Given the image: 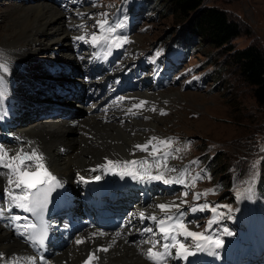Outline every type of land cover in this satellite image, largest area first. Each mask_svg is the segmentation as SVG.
I'll list each match as a JSON object with an SVG mask.
<instances>
[{
	"label": "rangeland",
	"instance_id": "1",
	"mask_svg": "<svg viewBox=\"0 0 264 264\" xmlns=\"http://www.w3.org/2000/svg\"><path fill=\"white\" fill-rule=\"evenodd\" d=\"M30 1L26 3L27 0L26 2L25 0H0V58L13 57L15 53L23 49L32 50L31 56L49 58V52L47 54L37 53L44 52L46 49L61 50V40L58 39L61 34L56 32L52 34L50 44H47L44 38L40 41L46 44V49L30 43L8 54L9 49L5 43L12 44L16 40V37H6L5 32L8 25L15 22L13 19L15 16L11 15L12 8H17L19 11L23 6L29 4L32 6L34 1ZM80 1L79 7H75L78 6L76 0H66L67 4L65 0L52 2L65 8L73 17L84 13L91 26L95 20L102 18L101 13L107 14L110 24H119V17L128 15L132 5H135L136 11H133L126 28H118L115 35L125 37L128 41L124 43L125 51L121 53V59L136 58L138 67L151 74L148 77L144 76L149 86L139 93V96H148V99L143 100L149 102L146 106L148 111L137 114V121L151 123L153 118L154 122L156 121V127L141 126L143 133L140 136L143 140L135 144H142L152 136L161 139L172 138L175 141L173 150L179 148L181 151L179 153L173 151V155L178 158H170V165H174L178 170L188 167L189 181L197 173L205 177L198 180L195 187L186 188L179 184L175 190L166 188V192L174 191L177 194H183L187 191V198L193 199V194L196 192L203 193L215 189L214 194L209 192L207 196H202L200 201H193L195 204H217L219 202L221 206L226 205L233 210L234 202L237 200V205L247 208L251 201L246 192L249 188L241 191V187L248 181L255 183L260 170L264 176V105L260 106L256 103L251 88L243 80L237 65L227 59V54L220 47L210 44L198 45L197 40L192 44L183 43L179 31L188 19L179 20L171 14H166V10L162 9L163 4L166 3L164 0L151 4L146 0ZM204 2L225 9L229 18L237 22L239 34L232 39L235 47L255 44L264 50V0H204ZM72 4L74 6H71ZM85 6L88 11H85ZM62 16L65 18L64 15ZM92 17H97V19L92 20ZM18 44H21V41ZM68 44L70 46L71 43ZM101 46L108 48L105 44ZM65 54H69L67 50ZM215 70H217L216 73L213 72ZM156 84L157 87H155ZM150 91L154 92L156 100L153 99ZM70 106H73L72 102ZM153 108L155 111H152ZM161 111L166 114L161 115ZM131 134L133 135V131ZM205 148H208L209 152L201 154L200 152ZM212 153H216L213 158L210 156ZM199 159L204 163V169L200 166ZM247 159L249 160L248 165L242 173L234 169L219 171L224 162L230 164L231 162L237 163V160L242 162ZM192 160H198L199 163L191 164ZM209 161L217 164V171L213 172L209 169ZM177 174L169 173V175ZM226 174L231 180H236L235 187H232L233 191L231 187L221 189V183L218 182L220 180L226 182ZM261 189L264 191L262 186ZM226 190L228 194L223 196ZM238 192L245 194L238 199ZM187 201L190 202L189 199ZM111 210L115 213L119 211L117 205L112 206ZM197 213V217H203L207 221L212 216L209 211H198ZM221 213H223L222 216L227 217L225 223L233 227L234 231L237 230L233 213L228 209ZM219 220L222 221L221 217ZM204 223L205 221H200V227L204 226ZM218 226H212L211 231L215 232L219 228L227 229L226 225L218 224ZM244 233L245 230L242 231V235ZM229 236L231 235L224 232L219 238L227 239ZM250 248L251 251H255L256 243L253 242ZM233 252L238 254V248L234 247Z\"/></svg>",
	"mask_w": 264,
	"mask_h": 264
},
{
	"label": "bare ground",
	"instance_id": "2",
	"mask_svg": "<svg viewBox=\"0 0 264 264\" xmlns=\"http://www.w3.org/2000/svg\"><path fill=\"white\" fill-rule=\"evenodd\" d=\"M32 1H34L32 6L30 4L23 6L19 11L17 8H12L10 14L15 16L13 17L15 22L9 24L5 32L6 37H16V40L12 44L5 43L9 49L8 54L30 43L46 49V44L40 41L44 38L47 44H50L52 34L56 32L61 34L58 39L61 40L62 48L57 51L46 49L37 53L49 52V58L31 56L32 50L23 49L13 57L4 56L5 59H0L6 62L9 68V71L0 73V89L5 91L4 98L0 100V146L10 153L20 148L35 149L42 153L49 171L60 181L61 186L58 187L60 198L53 204L51 213L53 239L47 244L48 246L40 249L18 234L17 225L29 223L31 219L28 213L19 207L11 206V210H8L10 201L5 191L7 175H0V210H2L0 211V264H29L31 257H36V264H41L39 260L41 255L44 256L47 264H61L62 258H70L73 264V260L85 252L90 244L71 248H68V245L90 227V217L99 214L110 215L108 204L116 201L123 193L133 192L135 186L142 196L152 198L165 185L154 181L136 180L135 182L130 176L121 177L103 169L91 171L105 163L106 158L111 160L144 158V155L140 156L137 153L133 156L131 147L137 141L143 140L140 136L143 133L141 126H155L156 121L154 122L153 118L151 123H143L131 118L121 125L119 121L105 122L94 114H81L83 117L75 122L62 113H55L53 110L56 106L62 109L72 102L71 99L67 102L59 93H62L66 87L76 84L77 77L86 75L84 66L87 55L81 49L85 45L90 46L91 43L75 42V37L82 33L90 34L96 29L91 27L84 13L73 17L65 8L50 0ZM28 2L31 1L27 0L26 3ZM76 3L78 6L75 7L81 5L80 0H76ZM85 8V11H88L86 6ZM94 19L97 17H92V20ZM84 22L89 26L87 29L76 28L77 24ZM20 41L21 44H18ZM66 50L70 56L65 54ZM53 55L62 59V65L57 67L53 65L50 59ZM66 71L67 73L64 74ZM150 94L156 100L154 92ZM110 113L107 109L101 115L110 117ZM0 173L7 174L8 169L0 168ZM80 176L90 182L84 183L80 180ZM95 176H100L101 179L98 181L92 179ZM165 199L166 197H157L155 200L160 203ZM152 213L159 215L160 212L153 209ZM2 215H6L7 219H3ZM13 216L27 217V219L16 221L11 219ZM69 218L74 220L66 224ZM123 226L122 223L115 226L117 232L122 233L125 230ZM96 232L100 231L96 230ZM143 236L145 233L141 234L137 231L134 239L139 240ZM207 257L212 258L213 255L208 254ZM99 264L150 263L138 253L135 245L129 240L118 239L109 251L101 252Z\"/></svg>",
	"mask_w": 264,
	"mask_h": 264
},
{
	"label": "snow or ice",
	"instance_id": "3",
	"mask_svg": "<svg viewBox=\"0 0 264 264\" xmlns=\"http://www.w3.org/2000/svg\"><path fill=\"white\" fill-rule=\"evenodd\" d=\"M100 15L102 18L95 20L91 26L96 29L95 31H92L90 34L79 35L75 39L91 43L93 46L105 44L109 50L113 46L119 48L124 43H127L128 41L125 37L115 35L117 29L124 27V24L112 25L107 19V14L101 13ZM77 27L87 29L89 26L80 24ZM7 71H9L7 63L0 61V73ZM4 96L5 91L0 89V100ZM120 99L123 100L124 98L121 97ZM146 103L147 101L142 100L134 104L132 108H129L127 112L131 115H136L137 113L133 111V108L141 109ZM152 111H155V108ZM165 114L161 111V115ZM174 143L175 141L172 138L149 137L144 143L135 144L131 153L133 156L136 151L147 153L144 158L131 160H111L106 158L105 163L98 165L97 168H93L91 171L103 169L121 177L130 176L133 180L140 182L159 181L165 185L180 184L186 188L195 187L197 181L205 177L201 173H197L189 181L188 176L190 173L188 167L178 170L174 165H170V158H178L173 155V151L175 153L181 151L179 148L173 150ZM190 163L195 165L199 161L192 160ZM0 168L8 169L7 174L0 173V175H7V187L5 191L10 201L9 211L11 210V206H15L25 212L42 214L47 207L51 192L61 186L60 181L57 180L56 176L46 166L43 154L35 149L25 151L24 148H20L14 153H10L3 146H0ZM169 173L178 174L169 175ZM92 179L98 181L101 177L95 176ZM80 180L84 183L90 182L83 176H80ZM209 192L214 194L215 189L207 190L203 193L196 192L193 194V200L200 201L201 197L207 196ZM246 192L247 195L251 196L252 189L249 188ZM244 194L238 192L237 198L239 199ZM183 195L185 199H181L179 202L171 201L155 205L162 215L155 213L146 215L143 211L139 213L142 221L149 220L155 227L145 226L137 229V231L141 234L149 233L152 236L159 237V239H147L142 242L150 245L144 255L151 264H168L172 259L187 261L190 256L203 251H207L210 255H215V250L223 247L224 241L219 236L211 234L212 225L217 223L220 216L223 215L219 211L221 207L228 208L229 212L232 209L226 205H213L211 203H197L190 206L187 211L192 213H196L197 211H209L212 213L211 218L204 227V231H195L189 227L192 222H186L187 211L182 210V206L188 204L186 199L188 192H184ZM11 219L19 221L21 219L26 220L27 217L13 216ZM196 227L199 228L200 225H196ZM17 229L18 234L25 237L33 246L40 249L45 247L48 238V225L42 223L38 226L34 223H25L17 225ZM19 229H23V231H19ZM224 232L227 235L232 234L227 229H224ZM103 235H105L103 232H94L90 237L78 238L75 243L80 245ZM115 235L119 237L121 233L117 232ZM189 240L192 241L191 244L185 243ZM115 243L116 241L113 239L111 244L100 246L94 252H89L83 264H94V262L99 260L96 253L109 251L112 244ZM39 260L41 264H47L43 255L39 257ZM29 264H36V257H31Z\"/></svg>",
	"mask_w": 264,
	"mask_h": 264
},
{
	"label": "trees",
	"instance_id": "4",
	"mask_svg": "<svg viewBox=\"0 0 264 264\" xmlns=\"http://www.w3.org/2000/svg\"><path fill=\"white\" fill-rule=\"evenodd\" d=\"M149 4L157 3L160 0H146ZM166 14H171L179 20L188 19V21L180 29V38L183 43H194L197 40L198 45L210 44L215 47H220L227 54V59L237 65L240 75L243 80L250 86L252 95L256 103L260 106L264 105V50L260 49L255 44H248L244 47H235L232 39L239 34V26L236 21L229 18L226 10L205 3L204 0H164ZM168 2V3H167ZM199 47V46H198ZM221 70V69H220ZM217 70L213 71L216 73ZM208 148L201 151V154L208 153ZM216 153L210 154L211 158ZM210 158V159H211ZM209 159V157H208ZM249 159V158H248ZM243 160L237 163L224 162L219 171H238L244 172L249 160ZM227 163V164H226ZM246 163V164H245ZM209 164V169L213 172L217 171L215 162ZM259 187L264 190V176L259 171ZM226 182L221 183V189H226L231 186V178L226 174ZM262 181V183H261ZM230 183V184H229ZM228 185V186H227ZM228 190V189H227ZM224 192L225 196L228 194Z\"/></svg>",
	"mask_w": 264,
	"mask_h": 264
}]
</instances>
